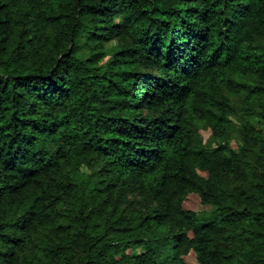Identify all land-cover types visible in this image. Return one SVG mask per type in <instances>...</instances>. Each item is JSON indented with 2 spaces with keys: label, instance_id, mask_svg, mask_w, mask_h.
<instances>
[{
  "label": "trees",
  "instance_id": "16d2710c",
  "mask_svg": "<svg viewBox=\"0 0 264 264\" xmlns=\"http://www.w3.org/2000/svg\"><path fill=\"white\" fill-rule=\"evenodd\" d=\"M191 254L264 264V0H0V264Z\"/></svg>",
  "mask_w": 264,
  "mask_h": 264
},
{
  "label": "rangeland",
  "instance_id": "374dc122",
  "mask_svg": "<svg viewBox=\"0 0 264 264\" xmlns=\"http://www.w3.org/2000/svg\"><path fill=\"white\" fill-rule=\"evenodd\" d=\"M234 106L238 107L239 106V99L237 97H234L232 99ZM251 121H253L255 124L258 123L257 117H249ZM234 122L236 121V124H238V117L235 119L233 118ZM201 135L203 136L204 140L206 143H208L211 140V132L207 128H203L201 130ZM233 147L236 148L235 142H233ZM190 210L195 212L198 216L205 215L207 212H209L210 208L205 207L201 204L200 199L198 196L192 195V198L190 199V205L188 207ZM186 262L189 264H195V255L191 254L186 258Z\"/></svg>",
  "mask_w": 264,
  "mask_h": 264
}]
</instances>
